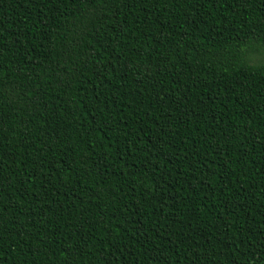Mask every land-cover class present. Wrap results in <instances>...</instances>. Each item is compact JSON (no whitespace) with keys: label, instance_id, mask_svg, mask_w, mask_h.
Returning a JSON list of instances; mask_svg holds the SVG:
<instances>
[{"label":"trees","instance_id":"16d2710c","mask_svg":"<svg viewBox=\"0 0 264 264\" xmlns=\"http://www.w3.org/2000/svg\"><path fill=\"white\" fill-rule=\"evenodd\" d=\"M264 0H0V264H264Z\"/></svg>","mask_w":264,"mask_h":264},{"label":"snow or ice","instance_id":"6c2138e0","mask_svg":"<svg viewBox=\"0 0 264 264\" xmlns=\"http://www.w3.org/2000/svg\"><path fill=\"white\" fill-rule=\"evenodd\" d=\"M100 2L102 3L103 0H100ZM240 55L255 59L260 63H264V44H262L259 48H251L249 51L241 52Z\"/></svg>","mask_w":264,"mask_h":264}]
</instances>
